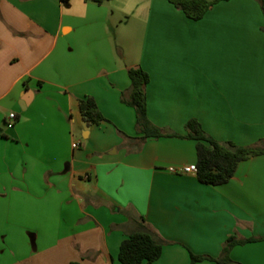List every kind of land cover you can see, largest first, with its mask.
Listing matches in <instances>:
<instances>
[{"label":"crops","instance_id":"obj_1","mask_svg":"<svg viewBox=\"0 0 264 264\" xmlns=\"http://www.w3.org/2000/svg\"><path fill=\"white\" fill-rule=\"evenodd\" d=\"M134 67L150 77L149 119L179 136L140 139L122 101ZM86 97L106 122L83 120ZM192 119L264 147L258 0L218 1L200 20L168 0H0V264H123L142 226L165 242L152 264H217L191 254L217 259L230 237L255 239L231 250L236 264H264V155L204 184L182 172L198 162Z\"/></svg>","mask_w":264,"mask_h":264},{"label":"trees","instance_id":"obj_2","mask_svg":"<svg viewBox=\"0 0 264 264\" xmlns=\"http://www.w3.org/2000/svg\"><path fill=\"white\" fill-rule=\"evenodd\" d=\"M66 2L67 0H62ZM97 4L111 0H93ZM175 7L182 10L190 19L200 20L207 11L221 0H168ZM264 12V0H258ZM131 86L127 93H123L122 101L133 107L137 116V129L140 139L162 138L179 136L166 133L162 128L152 123L148 116L146 87L150 77L141 67L129 69ZM80 110L83 120L88 125H100L107 119L100 111L93 97L80 100ZM188 139L196 140L198 153V172L200 182L219 186L228 183L235 175L239 164L256 156L264 155V147L238 146L232 142H219L209 136L197 119L186 124ZM255 241V239L238 240L230 237L224 245L222 255L213 259L209 256L191 254L192 263L203 260H214L217 264H236L230 257L231 250L236 245ZM165 242L146 226L131 234L121 244L119 259L123 264H152L157 261L163 252Z\"/></svg>","mask_w":264,"mask_h":264},{"label":"built area","instance_id":"obj_3","mask_svg":"<svg viewBox=\"0 0 264 264\" xmlns=\"http://www.w3.org/2000/svg\"><path fill=\"white\" fill-rule=\"evenodd\" d=\"M17 121V115L16 113H11L7 120H6V126L7 128L11 129L14 127L15 123ZM78 145L75 144L74 147L76 148ZM182 172L183 173H196L198 172V167L196 164H193V165H189V166H185L183 169H182Z\"/></svg>","mask_w":264,"mask_h":264},{"label":"water","instance_id":"obj_4","mask_svg":"<svg viewBox=\"0 0 264 264\" xmlns=\"http://www.w3.org/2000/svg\"><path fill=\"white\" fill-rule=\"evenodd\" d=\"M23 109H25V107L23 106Z\"/></svg>","mask_w":264,"mask_h":264}]
</instances>
